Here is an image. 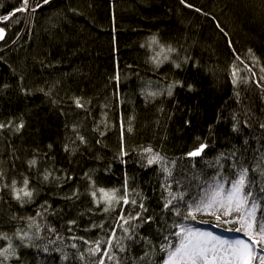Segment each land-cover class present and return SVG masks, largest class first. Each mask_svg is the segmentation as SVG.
I'll use <instances>...</instances> for the list:
<instances>
[{"label": "trees", "instance_id": "trees-1", "mask_svg": "<svg viewBox=\"0 0 264 264\" xmlns=\"http://www.w3.org/2000/svg\"><path fill=\"white\" fill-rule=\"evenodd\" d=\"M22 3L0 0V16ZM0 28V123L13 122L0 130V183L22 186L27 176L35 190L21 205L0 188V234L12 238L18 257L4 264H100L103 251L92 256L88 249L111 236L122 214L140 212L141 202L151 222L135 229V242L117 228L126 251L114 247L116 259L105 264H162L160 245L172 225L214 229L203 211L185 221L164 209L165 174L160 163L147 164V148L167 158V183L184 194L176 202L184 214L210 185L235 179L240 166L250 169L253 191L264 187V0H50ZM153 36L176 49L159 67L152 62L159 46L147 47ZM234 65L241 70L236 84ZM176 82L182 86L169 96ZM202 143L201 156H187ZM46 170L52 175L43 181ZM126 178L127 198L137 204L114 202L104 212L91 192L116 189L123 197ZM18 231L29 237L20 241ZM215 232L248 240L236 230ZM8 243L0 239V249ZM145 252L149 258L141 259Z\"/></svg>", "mask_w": 264, "mask_h": 264}, {"label": "snow or ice", "instance_id": "snow-or-ice-1", "mask_svg": "<svg viewBox=\"0 0 264 264\" xmlns=\"http://www.w3.org/2000/svg\"><path fill=\"white\" fill-rule=\"evenodd\" d=\"M31 2L32 0H23L20 8L8 13V15L0 16V21L10 20L15 16L16 12L31 11L34 13L43 5H47L50 0H43L42 4L37 2L34 8L31 7ZM197 11H199V9H197ZM217 27L220 28L219 24H217ZM220 31L223 32L225 36L228 35L222 28H220ZM4 35L5 30L0 28V40L4 39ZM153 45L159 46V51L156 52L152 58V62L157 67L169 60L171 53L176 52V49L171 45L167 47L160 45L155 36L150 38L147 47L151 48ZM229 46H231V41H229ZM249 52L251 53V50H249ZM237 59H239V57H237ZM253 59L255 58L253 57ZM185 62L187 61L185 60ZM241 63H243V61H241ZM175 67L180 68L181 65L176 63ZM240 71L241 70L235 65L233 66V84L240 82ZM262 71H264V69H262ZM116 79H119V75H117ZM177 85L182 86L180 82L168 85L167 94L169 96L172 95V89ZM189 88H191V86H189ZM146 95L147 97H155L160 95V93L147 92ZM74 103L77 107H84L80 98H75ZM12 123V121H9L8 124L0 123V130L11 127ZM23 126L24 124L21 120L20 123L14 127V131L19 132ZM260 127L264 129V124H261ZM233 130H237L236 125H233ZM73 131H75V128ZM127 131L131 132V127H129ZM121 132L123 138V121L121 122ZM77 139L80 143H86L83 136L78 135ZM49 147H51V145ZM207 147V144L202 143L194 151L187 153V156H201L204 149ZM65 151H69L68 144L65 145ZM144 152L149 154L147 164L153 165L155 163H160L161 171L165 174V183L161 185L163 191L168 193V196L164 200L165 210L174 212L176 216H183V219L187 221L189 219H195L194 213L215 209L225 217L234 216V220L225 219L223 223H239L241 227L237 228L236 231H243L244 235L248 237V240H227L211 232L197 229L184 223L174 224L171 226L172 231L169 232L168 236L164 237V242L160 245L159 250L165 253L162 264H264V187L259 188L258 192L253 191L254 181L249 176V168L240 166L235 179L228 180L222 178L224 179V183L216 182L214 185H210L203 197L187 205L188 211L184 214L176 205L178 200H184V194H174L171 190V184L167 183L168 179L172 176V170L167 166V158L160 153H155L151 148L144 149ZM123 155H126V153L122 151L121 156ZM217 159L219 160V157ZM37 162V159L34 158L28 161V165L32 168L37 165ZM172 163L174 165L175 161ZM259 167L260 166L257 165V169H259ZM257 169H253L252 171H256ZM51 175L52 173L46 170L42 177L43 181H48ZM87 175L86 173L85 176L87 177ZM261 175H264V170L261 171ZM3 180L4 173L0 171V182ZM225 183H227L229 187H225ZM0 188H8L12 193L13 199L21 205L30 203L35 195V190L30 188V179L27 176L23 177L22 186H19L16 180H12L10 185L0 183ZM118 192L119 190L116 189L108 192L100 188L92 191L91 195L97 205L103 203L104 212L112 211L114 202L120 203L122 201L125 205L129 203L132 205L137 204L135 199L129 200L127 198V178L125 180L124 196H118ZM139 207L141 211L137 212L135 216L125 218L122 214L119 217L116 228L110 230L111 236L107 240H97L94 246L88 249L92 256H96L97 253L103 251V257H98L100 259V264H105V258L107 260L116 259L115 255L111 252L114 247L118 248L120 252L126 251L125 247L116 239L117 228L123 230L125 234L124 239L135 242L133 239L136 235L135 229L142 223L151 222V217H148L147 220L143 217V212H145L146 209L142 202L139 204ZM121 212L123 213V209H121ZM217 220H220V215H217ZM135 221H139L140 223H134ZM72 223L75 222L73 221ZM93 227L97 226L94 225ZM99 227H103V224ZM15 235L20 241H24L29 237L28 232L21 233L18 231ZM173 237L175 240L172 239ZM0 239L9 241L7 247L0 249V257H2V259H0V264H4V261L16 257V248L11 242L12 238L8 237L6 234H0ZM85 243L88 242L86 241ZM102 244L106 245L103 250L101 249ZM72 247H76V245H72ZM149 255V253L145 252L141 259H148ZM81 258L83 259V253H81ZM117 264H119V262H117ZM148 264H152V262L149 260Z\"/></svg>", "mask_w": 264, "mask_h": 264}, {"label": "rangeland", "instance_id": "rangeland-1", "mask_svg": "<svg viewBox=\"0 0 264 264\" xmlns=\"http://www.w3.org/2000/svg\"><path fill=\"white\" fill-rule=\"evenodd\" d=\"M217 215H220V220L219 221L217 220ZM201 217H202L203 220L209 222V224H211V226L214 229H217V230H222L223 229V230H226V231H230V230H236L237 228L241 227V225L239 223H236V222L223 223V221L225 219L234 220V216L233 217H225V216L221 215L220 213H218L215 209L203 211L202 214H201ZM214 229L206 230V231L211 232V233H213L216 236H219L217 234V232H215L217 230H214ZM238 232L241 235L244 236V232L243 231H238ZM222 238L227 239V240H235V239L225 238L224 236Z\"/></svg>", "mask_w": 264, "mask_h": 264}, {"label": "bare ground", "instance_id": "bare-ground-1", "mask_svg": "<svg viewBox=\"0 0 264 264\" xmlns=\"http://www.w3.org/2000/svg\"><path fill=\"white\" fill-rule=\"evenodd\" d=\"M29 12V11H28ZM27 13V12H26Z\"/></svg>", "mask_w": 264, "mask_h": 264}]
</instances>
